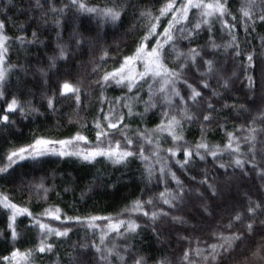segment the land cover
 <instances>
[{
    "label": "trees",
    "instance_id": "obj_1",
    "mask_svg": "<svg viewBox=\"0 0 264 264\" xmlns=\"http://www.w3.org/2000/svg\"><path fill=\"white\" fill-rule=\"evenodd\" d=\"M167 2L78 0L73 5L71 0H40L37 6L36 0H0V21L8 37L3 53L6 75L0 82V116H9L8 122L0 121V166L6 164L9 153L37 139L68 141L79 134L87 143L74 140L64 147H47L57 152H88L98 143L96 124L108 123L105 115L113 120L122 116L123 132L106 129L110 135L100 147L107 148L109 142L115 146L120 141L122 149L137 153L114 163L104 156L89 162L76 155L48 152L19 161L0 173V194L31 213L16 216L13 226L18 235L13 239L11 211L0 205V264H134L136 258H143V264H264L252 256L257 247L264 255V20L259 19L264 15V0H255L251 20L240 11L247 6L246 0H227L230 14L210 17L208 24L195 30L194 24L201 17L199 10L193 9L186 21L173 28L174 39L164 46L161 56L169 69L181 71L183 65L174 85L179 96L172 95L171 84L160 91L159 80L151 77L131 91L127 82L104 83L106 73L135 53ZM79 3L98 10L113 8L120 17L113 21L82 11ZM170 19L171 13L160 18L158 35L146 42V50L155 46L157 39H164L159 33ZM225 20L235 28H225ZM180 28L190 31L191 36L186 38L187 33L177 30ZM190 49L199 52L194 61L189 58ZM177 51L184 55L177 58ZM206 61H212L211 72ZM64 82L80 88L79 103L73 94H61ZM189 84L201 92L195 102L189 99ZM13 99L19 107L7 112ZM185 110L193 119L183 117ZM205 115H210V120L205 121ZM171 116L181 121L177 129L183 136L180 141H174L167 131L157 130ZM229 133L239 152L224 150ZM125 136L133 141L131 145ZM201 140L222 151L215 158L205 155L203 160L194 154L181 167L177 161L183 163L185 159L183 147L195 149ZM177 145L181 150L172 156L168 149ZM141 149L147 160L140 157ZM237 158L244 161L242 168L234 163ZM172 196L177 198L171 206L164 203ZM137 200L145 202L143 211L167 215L153 220L142 211H130ZM149 200L151 204L146 203ZM257 204L261 207L250 216L248 208ZM57 208L59 220L45 215L46 210ZM237 214L241 221L234 220ZM91 217L101 219L92 221ZM34 218L67 230V235H45ZM119 221L124 224L118 231L110 227ZM128 222L139 226L135 232L127 230ZM248 223L253 225L251 232ZM234 233L241 234L242 239L234 241L233 251L221 254L216 261L203 258L210 245L223 243L221 236ZM41 239L52 245L51 251H37ZM16 250L31 251V256L12 260L11 253ZM186 251L190 253L188 260L184 259Z\"/></svg>",
    "mask_w": 264,
    "mask_h": 264
},
{
    "label": "snow or ice",
    "instance_id": "obj_2",
    "mask_svg": "<svg viewBox=\"0 0 264 264\" xmlns=\"http://www.w3.org/2000/svg\"><path fill=\"white\" fill-rule=\"evenodd\" d=\"M78 0H71V3L73 5L77 4ZM9 3H11V0H9ZM37 6H40V0H36ZM227 0H168V2L164 5L159 10V16L155 17V22L151 23L148 29V33L142 37L140 45L137 47L135 53L132 56H127L124 58L123 63L120 65L119 68L115 69L112 72L106 73L103 77L102 80L104 83H107L109 80H115L117 84L124 83L125 81L127 82L126 86L128 87V90L131 91L132 88L139 86V82L141 80H145L147 77H151L154 81L157 79L159 80L161 87L160 91H165L166 87L171 84L173 85L172 88V95L179 96L180 93L177 91L174 87L176 81L180 78L181 76V71L183 65H181V71H177L176 69H169L165 64L163 63L161 52L164 48V46L170 42L173 41L174 35H173V28L176 27V25L181 24L183 21H186L188 19L189 12L193 9L199 10V14L201 17V20L199 22H196L194 24V29L198 30L201 27V24H208L210 17L217 16V17H223L228 13V9L226 7ZM246 7H242L240 9L243 17L247 18L248 20H251L253 18V12L252 8L255 5V0H246ZM79 9L82 11H86L88 13H98L101 14L105 17H110L113 21L119 19L120 17V12L113 9V8H104V9H97L94 7H87L84 3H79ZM52 11H56L55 8L52 9ZM62 11V9H61ZM169 13H171V19L168 21V26L163 29L162 33H159V35L163 36L164 39L161 41L160 39L156 40L155 46L151 47L150 50L147 49V44L146 42L152 38L153 36L158 35L156 32L157 27L159 26V21L161 17L167 16ZM142 15H145V13H142ZM147 15H151L148 13ZM235 19V17H233ZM260 20H264V15L259 16ZM225 28L229 29H234L235 25H230L227 20L223 21ZM5 28V24L3 21H0V58H2L3 53L7 51V48L5 47L6 41L8 39L7 36L3 34V29ZM178 31L185 32L187 33V37L191 36V32L188 31L187 29L180 28L177 29ZM35 33H33V36L35 37ZM21 41H23V38H20ZM232 40L235 41L236 37L233 35ZM231 46V45H229ZM213 47H217V45L213 44ZM176 51V49H173ZM61 57H64L65 53L63 48H61L60 51ZM181 55H184L183 53H180L177 51V58H179ZM199 55V52L196 49H190L189 50V58L192 59L193 61L195 60L196 56ZM237 55H239V52H237ZM248 61H252V56L249 55L247 57ZM140 61L142 63V70L137 71L135 68V62ZM2 59H0V63H2ZM208 67V72L212 71V61H206L205 62ZM5 71L3 69H0V82H3L5 79ZM202 75H206V73H202ZM99 82V81H98ZM185 83H187L185 81ZM204 87H208L207 83H204ZM225 86H227V82H225ZM151 87V85H149ZM188 87L191 89V94L189 96V99L195 102L198 97L201 96V92L198 91L196 88L192 87L191 84L188 85ZM62 91L61 94H73L75 96L76 101L79 103L80 96V88L76 85H73L69 82H64L61 86ZM3 94L0 93V96ZM181 100H183V97H181ZM171 103V100L169 99L168 101ZM154 106V105H153ZM19 107L17 100L13 99L8 105H7V112H14L17 110ZM49 107H52V100L49 99ZM209 109H213V105L208 104ZM21 112L23 109H20ZM103 111V110H101ZM129 112H131V109H129ZM165 116H168V113L164 114ZM183 117L187 120L193 119V117L185 110L183 112ZM210 115H205L203 119L205 121L210 120ZM104 120L108 121L106 125H101L100 123L96 124V127L98 129L97 131V146L85 153H81L79 151H73V152H68V151H59L53 147V148H48V145H54V144H59L62 147L70 145L73 143V141H84L87 143V138L77 134L76 137L73 138V140H68V141H50L46 139H37L35 140V143L32 145H29L27 147H21L18 150L12 151L9 153L6 157V164L3 166H0V173L8 171L9 168H11L13 165L18 163L19 161H22L27 158H32L35 159L37 156L40 155H45L48 152H52L53 154H58L61 156L64 155H76L80 156L82 159L91 162L95 157L97 156H104L109 159H113L114 163H122L124 162L128 157L136 155L137 153H134L130 150L127 149H122L120 141L115 142V146L112 145L111 142H109L107 148H102L100 147V144L103 143L104 139L107 138L110 133L106 129H113V130H119L121 133L123 130L121 129V124H123V117H119L116 120L111 119L109 115H105L103 117ZM0 121L2 122H8L9 121V116L7 114H4L0 116ZM181 126V121L177 119L176 116H171L167 124H161L158 126L159 131H167L169 135L172 136V139L174 141H180L183 139V136L177 132V129ZM124 127H127V125H124ZM229 137V142L227 145H225L224 150H231L232 152H239V145H237L235 148L233 147V136L231 133L228 134ZM125 142L128 145H131L133 141L128 138L127 136L124 137ZM251 139H255V137H251ZM148 143H151V140L147 141ZM200 149L204 150V153L201 154ZM181 150V146L177 145L174 148L168 149L169 153L172 156H175L177 151ZM183 152L185 159L183 163L180 161H177L178 164H180L181 167H184L185 164H187L190 160V158L195 154L199 156L200 159H205V155H210L213 158H215L222 150L217 146V147H210L207 143H205L203 140H201L200 143L195 145V149H191L188 147H183ZM139 155L141 158L147 160L148 157L144 156L143 154V149L139 152ZM255 157L253 156V159ZM234 163L236 164L237 167H243L244 161L241 159L237 158L235 159ZM221 168H224V164L219 165ZM255 167V165H253ZM163 171V169H161ZM264 174V173H262ZM173 179H176L175 174L173 173ZM176 182L178 185H181V182L176 179ZM206 183V181H204ZM211 187V185H209ZM215 190L213 189V192ZM181 192H182V187H181ZM161 197H165V193H161ZM177 197L172 196L171 199L165 198L164 203L169 204L171 206L172 200H175ZM145 202L142 201H135L133 205L131 206L130 211L132 212H143V215L145 216H151L153 220H156L160 215H167V213L163 212H147L143 211V204ZM146 203L151 204L152 201L149 200ZM0 205H2L4 208L9 209L11 211V217H10V224L9 227L12 229V238L16 239L18 233L15 231L14 228V222L15 218L17 215L20 214H28L31 215L30 212H28L27 208H19L17 207L16 204L11 203L9 201V198L6 195L0 194ZM261 206L257 204L255 207L250 206L248 208V213L249 215H254L256 212L257 208H260ZM60 209H48L45 211V215L50 216L54 219L59 220L60 215H59ZM35 219V218H34ZM71 219V218H69ZM79 219V218H77ZM97 219H101L100 217H91L90 220L94 221ZM108 219V218H104ZM174 220H180L179 217H173ZM242 216L240 214H237L234 217L235 221H241ZM35 224L38 225L39 229L45 233V235L48 234H54L56 236H66L67 235V230L60 231L58 229L50 227L48 224L40 222L38 219H35ZM124 221H119L118 224L116 225H110L111 228H114L118 231L119 226L123 225ZM91 226V225H90ZM232 225L231 223L228 225L230 228ZM139 226L135 222H128L127 224V230L131 232H135L136 229ZM247 229L249 232L252 230V223H248L246 225ZM103 236L101 237V240L103 241ZM220 239L223 241V243L220 244H212L209 246L210 252L208 255L204 256L203 258L205 260L211 259L212 261H216L218 257L221 254L229 253L233 251L234 248V241L242 239V235L238 233H234L231 236H221ZM51 251L52 250V245L47 244L45 239H41L40 245L37 248V251L39 252H44V251ZM97 251H100V249H97ZM109 254H113V250H109ZM197 255H200V252L197 251ZM31 256V251L27 253H20L19 250L13 251L11 253V259L16 260L17 257H19L21 260H27L28 257ZM190 256L189 252L184 253V259L188 260ZM252 256L254 258H258L259 260H264V255H262V249L260 247H257L255 251L252 252ZM4 260H8L9 257H4ZM120 259L123 261L125 260V257L120 256ZM134 264H143V258H136L134 260Z\"/></svg>",
    "mask_w": 264,
    "mask_h": 264
},
{
    "label": "rangeland",
    "instance_id": "obj_3",
    "mask_svg": "<svg viewBox=\"0 0 264 264\" xmlns=\"http://www.w3.org/2000/svg\"><path fill=\"white\" fill-rule=\"evenodd\" d=\"M0 59H2V61H3L2 63H0V69H3L5 71L6 70V65H5V60H4V54H3L2 58H0ZM135 68H136L137 71L142 70V63L140 61H136L135 62ZM116 224H118V223H116ZM116 224H114V225H116Z\"/></svg>",
    "mask_w": 264,
    "mask_h": 264
}]
</instances>
